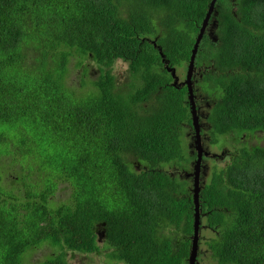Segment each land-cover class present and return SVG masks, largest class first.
I'll list each match as a JSON object with an SVG mask.
<instances>
[{
	"label": "trees",
	"instance_id": "16d2710c",
	"mask_svg": "<svg viewBox=\"0 0 264 264\" xmlns=\"http://www.w3.org/2000/svg\"><path fill=\"white\" fill-rule=\"evenodd\" d=\"M209 2L0 0V264H68L99 252L100 230L119 262L188 264L192 197L164 167L188 172L196 150L171 70L189 61ZM213 20L195 61L214 63L198 77L208 141L227 136L230 161L200 188V220L216 264H264V0H216ZM89 62L98 75L73 90L70 65L83 85ZM65 184L67 202L53 201ZM43 246L53 254L32 263Z\"/></svg>",
	"mask_w": 264,
	"mask_h": 264
},
{
	"label": "rangeland",
	"instance_id": "374dc122",
	"mask_svg": "<svg viewBox=\"0 0 264 264\" xmlns=\"http://www.w3.org/2000/svg\"><path fill=\"white\" fill-rule=\"evenodd\" d=\"M121 14L122 16H125V10ZM214 24L215 21L214 20L211 21V23L206 29V34L209 37L211 36V34L213 35L214 29L212 28V26H214ZM198 62L200 61L198 60ZM186 65L187 63H183L181 66L175 67L176 69H172V73H174V75L178 77V80H183L185 78ZM70 66H71V70H70V74L67 75L66 84L69 85L75 91L84 92L88 88H90V82L94 80L95 77L98 75L95 65L92 62H89V65L85 67L87 68V74L83 85H80L81 69L74 68L73 64ZM201 70L203 73L202 65L198 66L193 72L194 77L196 78L193 81V89L195 91L194 99L197 105L199 127L203 131V135L201 136V145H202L203 154L207 157L203 163L201 176L199 178V188L203 187L204 184H207L209 182L211 172L214 169H220L224 167L226 164H228L230 161L229 156L225 154L226 149L230 150L229 147H225L226 141L228 139L227 136L222 137L216 145H212L208 141L210 137L207 133L209 124L207 123L206 118L208 116V112L212 106V103H206L203 100L206 97V93H204L203 90L201 89L200 80L198 78ZM112 74L115 76L117 84L119 86H124L125 83L128 81L127 64L123 61H116L112 67ZM183 138L186 140V145H189L190 147L193 146L194 136L189 126L185 127L183 132ZM191 165L192 163H189V165L186 167L188 172L183 174L181 173L180 170L179 172L178 171L174 172L172 165L164 167V171H166L167 173H170L169 171H171V177H174L175 174L180 173V175H182V178L177 177V181H181L183 183L182 192H184L186 196H189V194L191 193L190 196L192 197V182L190 177L187 176L192 172ZM59 188L60 189L57 190L56 195L54 198H52V200L53 201L58 200L59 202H67V197L69 195V192L67 190L69 188L68 185L67 184H65V186L60 185ZM179 195L181 196L182 194ZM215 236H216V232L213 229L207 227L205 216H203L200 220L198 254H197L196 264H216V261L213 259V257L211 256V252L208 250L206 246V243ZM97 241L99 246V252L97 254L67 253L65 256L67 263L68 264H126L123 262H119L108 256L110 249L106 247L105 238H101V239L98 238ZM30 253L32 252L31 251L27 252V255ZM50 254H53L51 248H49L48 246H43L33 253L30 260L32 261V263H37L38 261L42 260L44 256Z\"/></svg>",
	"mask_w": 264,
	"mask_h": 264
},
{
	"label": "water",
	"instance_id": "95a60500",
	"mask_svg": "<svg viewBox=\"0 0 264 264\" xmlns=\"http://www.w3.org/2000/svg\"><path fill=\"white\" fill-rule=\"evenodd\" d=\"M215 2L216 0H210L209 2L207 11L205 13V18L201 24V27L199 28L198 34L195 38V42L191 50L188 69L186 72V78L185 81L182 83V85H186V89H187L188 102L190 105V114L192 120V129L194 131V147L196 150V159L193 165V172L190 174L193 177L192 178L193 224H192V235L190 238L188 264H195L198 254L199 227H200L199 178L201 171V161L203 156V151L201 147L200 127L198 122L197 108L194 101V93L192 89L191 77H192L194 59L197 53V48L205 32L207 21L210 15L212 14Z\"/></svg>",
	"mask_w": 264,
	"mask_h": 264
},
{
	"label": "clouds",
	"instance_id": "9594fccd",
	"mask_svg": "<svg viewBox=\"0 0 264 264\" xmlns=\"http://www.w3.org/2000/svg\"><path fill=\"white\" fill-rule=\"evenodd\" d=\"M234 10H236V7L234 8ZM206 29H207V27H206ZM206 29H205V34H206ZM196 55H197V53H196ZM196 55H195V59H194V65H193V71H192V75H193V72H194V70L198 67V66H200V65H202V67H203V73H204V71L205 70H207V69H209V67L210 66H212V67H214L213 66V62H210V63H207L206 62V60H204L203 62H198L197 61V64H196ZM190 58V57H189ZM188 64H189V61L187 62V65H186V72H187V69H188ZM173 69H176V68H173ZM186 72H185V78H186ZM171 78H172V81H171V84H179V85H181V86H183L182 85V83L185 81V78L183 79V80H178V77H176L175 75H174V73H172V70H171ZM191 81H192V89H193V79H192V77H191ZM184 86H186V85H184ZM194 101H195V99H194ZM195 105H196V102H195ZM196 108H197V105H196ZM198 115V114H197ZM198 122H199V120H198ZM200 131H201V129H200ZM201 147H202V145H201ZM205 157V155L203 154V156H202V159ZM207 158V157H206ZM206 158H204V159H206ZM195 161V160H194ZM194 161H193V163H192V172H193V165H194ZM202 168H203V165H202V163H201V171H202ZM201 171H200V176H201ZM191 172V173H192ZM190 173V174H191ZM190 174H188L187 176L188 177H190V179H191V182H192V176L190 175Z\"/></svg>",
	"mask_w": 264,
	"mask_h": 264
},
{
	"label": "flooded vegetation",
	"instance_id": "af4514ba",
	"mask_svg": "<svg viewBox=\"0 0 264 264\" xmlns=\"http://www.w3.org/2000/svg\"><path fill=\"white\" fill-rule=\"evenodd\" d=\"M193 81H194V79H193ZM204 158H206V156H205ZM97 236H98L99 239L104 238V230H102V231H101V230L98 231V232H97Z\"/></svg>",
	"mask_w": 264,
	"mask_h": 264
}]
</instances>
